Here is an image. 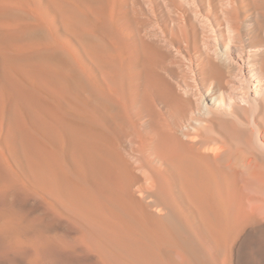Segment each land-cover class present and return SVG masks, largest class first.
Returning a JSON list of instances; mask_svg holds the SVG:
<instances>
[{"label":"bare ground","instance_id":"bare-ground-1","mask_svg":"<svg viewBox=\"0 0 264 264\" xmlns=\"http://www.w3.org/2000/svg\"><path fill=\"white\" fill-rule=\"evenodd\" d=\"M51 1L45 88L71 101L20 102L3 127L5 259L236 264L260 234L264 264V0ZM26 194L76 241L28 233Z\"/></svg>","mask_w":264,"mask_h":264},{"label":"rangeland","instance_id":"rangeland-1","mask_svg":"<svg viewBox=\"0 0 264 264\" xmlns=\"http://www.w3.org/2000/svg\"><path fill=\"white\" fill-rule=\"evenodd\" d=\"M51 2H52L51 0H27V1L26 0H0V131H1L0 135H2V131L4 130L3 127H5L6 124L9 122L10 118L15 115L14 110H15V108H17V104H19L20 102H66V98H67L68 102L71 101L70 94L67 91L65 84L63 85V87H61L59 89V91L63 94L66 93L64 95H67V96H64V95L62 96V94L59 91H58L59 94L57 93V96L60 98L62 96L64 101L62 98L60 99L57 96L54 97V95L52 94V93H54V90H52L53 89L52 88V82H51L50 78L47 79V77H46L48 74L51 73V64L49 61L51 59H49V58L51 56L52 49L54 48L53 29H51L52 28ZM12 35H14V36H12ZM1 39H3V40H1ZM14 39H15V41H14ZM12 40H13V42H12ZM18 41H20L23 44H21ZM25 46H27V48L31 47L32 49L31 48L27 49V48H25ZM22 47L25 49H23ZM16 48H20V49L22 48V50H24V51H20V49H17L15 51ZM49 51H50V53H49ZM33 54H36L35 55L36 58L34 57ZM12 56H16V57L20 56L22 61H20V60L13 61L10 58ZM22 57L25 58V60H23ZM39 57H42V58L40 59ZM43 59H45V60H43ZM14 62H15V64H14ZM15 66H16V68H15ZM17 66L20 69H23L24 72H22V70H21V72H22L21 73L20 70L17 69L18 68ZM31 69H32V73L33 72L37 73V76L35 75L36 73L31 74ZM28 71H29V73H28ZM23 73H25V74L23 75ZM41 73L44 74L43 77L40 76ZM19 74H21V76ZM45 74H46V76H45ZM38 75L40 77H38ZM21 77H23L24 79ZM33 78H34V80H32ZM35 78L37 80H35ZM38 78H40V79L38 80ZM42 78H43L42 82H44V83L39 82L42 80ZM35 82H36V84H35ZM29 83H31V84L29 85ZM15 84H17V85H15ZM43 84H44V87H43ZM47 85L52 89H50L48 87L46 89L45 87ZM18 88L19 89L23 88L25 91V93H23V94H25V95H23L21 91H18ZM15 92H17L18 94ZM19 92H21V93H19ZM29 92L31 93L30 95H29ZM17 95L18 96L21 95V96L18 97ZM50 95H52V96H50ZM22 96H24V97L28 96V97L25 99H23V98L21 99L20 97H22ZM28 98H29V100H28ZM42 98H44V99H42ZM8 103H9V105H8ZM11 105H12V107H10ZM10 108H12L13 110ZM9 111H11V114ZM9 116H11V117H9ZM4 142L6 143V141H4ZM26 177H28V176H26ZM26 177H25V179H26ZM32 186H35L34 183H32ZM24 196H22L23 198L18 197L15 200V202L17 204H19L20 207L24 208L23 210H27V211H25V214L27 215L26 219L31 220V219L39 218L38 221H35L33 223L34 225L30 228L28 233H33V232H38V231L44 232L45 235L64 233V234L68 235L67 240L69 238H72V239H74V240L70 239L72 242L76 241L77 236H75V234L77 235V232L73 231V228L71 225H67L64 222L57 221L54 217L47 215V213L44 211V209L41 208L39 201L35 200L33 197H31L28 194H26ZM18 199H20L19 202H18ZM23 200H25V201L23 202ZM20 202H21V204H20ZM74 232H76V233H74ZM259 238H261L260 234H258V237L256 239L253 238L252 240L251 239L247 240L241 246L242 248L241 247H235L234 248L233 244L231 245V249H233V248L234 249H233V252L230 249V253L232 252L234 254V257H235L236 262H237L236 264H238V263L254 264L255 262H257V260L263 258V256H262L263 245L261 243V239H259ZM250 241H251V244L249 243ZM243 246H245V247H243ZM241 249H243V251ZM24 252H23L24 254L22 253V255H20L22 257L24 256V258H25V259L23 258L24 260H22V257H19L16 259L14 257H11V254H7L9 257L7 256L8 258L6 257V259H5V256H4L5 252L3 251L4 254L1 252L0 255L3 254L4 258L2 256H0V261H2V262H0V264H5V262H6V264H9V263L10 264H12V263H14V264L15 263L25 264L24 262H26V261L28 262V263L26 262V264H50V263L51 264H58V262H56V260H59V259H64L67 264H69V263L70 264H97L96 261L94 259H92L90 253H87L86 251L81 250L76 245H75V247H73L72 249H70L64 253H62V251H60V253H59L57 250L56 251L50 250V252L48 253L49 255L48 254H42L41 252L33 253L29 250H26ZM85 252H86V255H85ZM60 254H62V255H60ZM89 254H90V256H89ZM260 254H261V256H260ZM1 257H2V259H1ZM10 257H11V259L8 260ZM60 257H62V258H60ZM26 258L28 260H26ZM12 259H15L16 262H15V260L13 261ZM229 259H230V257L227 258V263L225 261V264H230ZM238 260H240V261H238ZM47 262H49V263H47Z\"/></svg>","mask_w":264,"mask_h":264}]
</instances>
